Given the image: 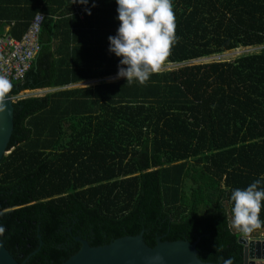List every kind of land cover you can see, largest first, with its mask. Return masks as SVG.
<instances>
[{
  "label": "trees",
  "instance_id": "1",
  "mask_svg": "<svg viewBox=\"0 0 264 264\" xmlns=\"http://www.w3.org/2000/svg\"><path fill=\"white\" fill-rule=\"evenodd\" d=\"M81 7L90 14L54 19ZM172 8L177 39L161 64L180 66L142 85L85 87L66 86L117 72L107 50L119 24L114 0H46L33 11L45 14L41 50L9 92L56 89L14 102L0 161V238L18 261L60 264L79 250L76 235L97 246L144 231L150 246L158 237L198 240L202 260L243 264L241 234L227 227L229 196L264 174V47L187 62L264 46V0H172ZM30 19L10 33L21 37Z\"/></svg>",
  "mask_w": 264,
  "mask_h": 264
},
{
  "label": "clouds",
  "instance_id": "2",
  "mask_svg": "<svg viewBox=\"0 0 264 264\" xmlns=\"http://www.w3.org/2000/svg\"><path fill=\"white\" fill-rule=\"evenodd\" d=\"M116 17L119 21L115 35H109L108 52L118 57L117 78H124L128 84H144L152 73L169 55L176 42L175 17L172 0H114ZM72 3L87 5L88 0H72ZM95 6L94 4L92 5ZM86 14L90 9L85 7ZM12 85L9 79L0 75V111L5 109L4 99ZM264 174L244 188H233L231 218L227 227L247 236L264 226L260 219L264 201ZM3 227L0 226V232ZM220 264H233L232 258L222 259Z\"/></svg>",
  "mask_w": 264,
  "mask_h": 264
},
{
  "label": "water",
  "instance_id": "3",
  "mask_svg": "<svg viewBox=\"0 0 264 264\" xmlns=\"http://www.w3.org/2000/svg\"><path fill=\"white\" fill-rule=\"evenodd\" d=\"M3 102L5 109L0 111V161L9 152L8 145L14 129L15 101L10 92ZM143 233L125 235L97 246L76 235L75 239L81 244L79 250L60 264H218L204 261L198 256V240L163 241L158 237L156 244L150 246L145 242ZM239 241L244 245L243 264H264V236L253 239L240 236ZM0 264H24V261L20 262L14 257L1 238Z\"/></svg>",
  "mask_w": 264,
  "mask_h": 264
},
{
  "label": "built area",
  "instance_id": "4",
  "mask_svg": "<svg viewBox=\"0 0 264 264\" xmlns=\"http://www.w3.org/2000/svg\"><path fill=\"white\" fill-rule=\"evenodd\" d=\"M44 17L43 13H37L19 39L7 33L0 34V75L7 77L10 83L25 78L41 50L39 33Z\"/></svg>",
  "mask_w": 264,
  "mask_h": 264
},
{
  "label": "crops",
  "instance_id": "5",
  "mask_svg": "<svg viewBox=\"0 0 264 264\" xmlns=\"http://www.w3.org/2000/svg\"><path fill=\"white\" fill-rule=\"evenodd\" d=\"M45 3H46V0L44 1L41 0L40 3L37 0H0V34L7 33L13 36L10 33V30L12 29V27L14 26L20 27L21 25H24L27 22V20H29L30 18L33 19L36 14L34 16L32 14H33V11L36 9L37 5L39 4L41 7H43ZM84 9H85L84 7H81L79 9H74V11L72 10V12H64L61 16L57 14V15H54V19L59 20L60 18H68L74 14L78 15V17L82 19L84 18V12H85ZM39 13H43L42 9L39 11ZM60 28L62 30V27H59V29ZM20 31L21 29H17L16 33L19 34ZM26 31L27 30H24V32ZM83 81H86V80H83ZM256 233L262 234L261 236H264V230L258 231ZM261 236H258V237H261Z\"/></svg>",
  "mask_w": 264,
  "mask_h": 264
},
{
  "label": "rangeland",
  "instance_id": "6",
  "mask_svg": "<svg viewBox=\"0 0 264 264\" xmlns=\"http://www.w3.org/2000/svg\"><path fill=\"white\" fill-rule=\"evenodd\" d=\"M264 46L263 45H252V46H239L233 49H229V50H225L221 53H217V54H213L211 56H207V57H202L199 59H195V60H191L187 63H207V62H212V61H220V60H232L235 59L241 55L244 54H248V53H252V52H258L260 51ZM185 63V64H187ZM180 63H171V62H167L166 64H161V66L159 67L158 70H164V69H170L173 67H178L180 66ZM117 78L116 74L114 75H110L107 77H104L102 79H90V80H86V81H80L78 83L75 84H70L66 87H85V86H89V85H95L96 83L100 82V81H107V82H112V81H116ZM56 88H42V89H26V90H22L20 91L17 95L13 96L14 101H16L19 98L22 97H28V96H32V95H44L50 91L55 90ZM65 127H67L68 122L66 121L64 123ZM258 232V231H256ZM255 231L253 233L248 234L247 236L249 237V239H253L255 237L261 236L262 234L256 233ZM245 236V237H247Z\"/></svg>",
  "mask_w": 264,
  "mask_h": 264
}]
</instances>
